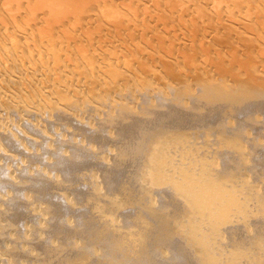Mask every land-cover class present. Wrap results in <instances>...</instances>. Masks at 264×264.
<instances>
[{"label": "bare ground", "instance_id": "1", "mask_svg": "<svg viewBox=\"0 0 264 264\" xmlns=\"http://www.w3.org/2000/svg\"><path fill=\"white\" fill-rule=\"evenodd\" d=\"M0 264H264V0H0Z\"/></svg>", "mask_w": 264, "mask_h": 264}]
</instances>
